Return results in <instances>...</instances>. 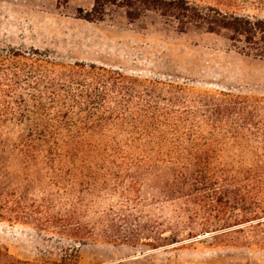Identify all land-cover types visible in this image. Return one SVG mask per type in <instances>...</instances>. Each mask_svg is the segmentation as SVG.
Wrapping results in <instances>:
<instances>
[{"label":"trees","instance_id":"trees-1","mask_svg":"<svg viewBox=\"0 0 264 264\" xmlns=\"http://www.w3.org/2000/svg\"><path fill=\"white\" fill-rule=\"evenodd\" d=\"M108 7L223 32L264 58V18L191 0H94L80 18L102 21ZM0 220L79 244L160 249L210 237L264 249V97L0 44Z\"/></svg>","mask_w":264,"mask_h":264},{"label":"rangeland","instance_id":"rangeland-1","mask_svg":"<svg viewBox=\"0 0 264 264\" xmlns=\"http://www.w3.org/2000/svg\"><path fill=\"white\" fill-rule=\"evenodd\" d=\"M191 1L264 18V0ZM93 4L94 0H0V44L50 51L65 64L95 63L141 79L264 97V58L242 54L226 33L182 26L155 11L129 18L121 7H108L102 21L81 19ZM74 249L77 264H264V249L219 246L210 237L160 249L143 244H79L0 220L1 264L59 263Z\"/></svg>","mask_w":264,"mask_h":264}]
</instances>
